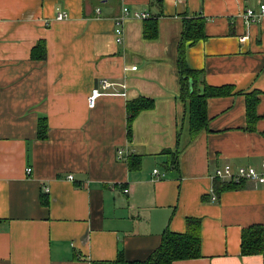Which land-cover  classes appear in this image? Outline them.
Masks as SVG:
<instances>
[{
  "label": "crops",
  "instance_id": "1",
  "mask_svg": "<svg viewBox=\"0 0 264 264\" xmlns=\"http://www.w3.org/2000/svg\"><path fill=\"white\" fill-rule=\"evenodd\" d=\"M260 4L0 0V264L109 263L119 249L142 261L166 230L185 233L189 218L201 219L202 257L173 264H264L241 252L243 230L264 228V186L216 192L214 179L225 164L264 162V20L243 17ZM124 8L119 44L115 21ZM58 11L69 18L56 20ZM186 19L192 32L203 20L205 38L185 47L199 89L232 92L208 99V129L194 138L178 67ZM40 43L43 60L32 56ZM101 79L115 94L90 108ZM140 98L154 108L136 116L130 139L127 104ZM120 148L127 161L117 159ZM178 150V168H170Z\"/></svg>",
  "mask_w": 264,
  "mask_h": 264
},
{
  "label": "trees",
  "instance_id": "2",
  "mask_svg": "<svg viewBox=\"0 0 264 264\" xmlns=\"http://www.w3.org/2000/svg\"><path fill=\"white\" fill-rule=\"evenodd\" d=\"M157 4H162V0H155ZM155 20V18L148 17L144 21ZM190 21L185 20L184 32L178 50V67L181 79V99L187 103L189 108L190 133L194 138L203 130L208 129V114L207 101L210 97L229 95L231 89H213L202 83L203 89L200 90L199 76L200 73L190 69L185 61V47L187 42L192 44L200 39H204L203 20L199 19L196 24L194 32L190 29ZM38 50V54L36 51ZM32 56L36 59L46 58V48L44 43L38 44L34 49ZM251 106V105H250ZM154 108V101L146 98H140L127 104V134L128 138L132 137V124L136 116L144 111ZM251 115V109H250ZM48 122L46 118L40 120L38 127V138L46 139L48 136ZM180 151L171 154L172 158L167 166L170 168H178V156ZM132 158V157H131ZM130 160L131 169L136 168ZM139 158V157H138ZM128 160V158H127ZM230 183V184H229ZM240 184L228 182L223 183L216 179V192L229 191L237 189ZM47 203V200H44ZM201 219L189 218L187 219V226L185 233H173L166 230L163 234L162 243L160 247L155 250L146 260L128 261L124 256L122 249L118 251V257L115 262L100 263V264H173L175 261L198 259L202 257L201 254ZM241 252L243 256L262 255L264 257V228L260 226H252L243 230Z\"/></svg>",
  "mask_w": 264,
  "mask_h": 264
},
{
  "label": "built area",
  "instance_id": "3",
  "mask_svg": "<svg viewBox=\"0 0 264 264\" xmlns=\"http://www.w3.org/2000/svg\"><path fill=\"white\" fill-rule=\"evenodd\" d=\"M100 10L98 9V12ZM130 11L128 8L123 9L122 16L116 19L115 21V37L116 42L119 44L123 42L124 37V22L126 17L129 15ZM137 19L145 20L150 15L148 13H140L135 12L133 15ZM246 23L250 24L253 22H257L258 20H264V4H260L257 10L254 9H247L243 15ZM69 18V15L65 11H58L56 15V20L64 21ZM247 37H243L246 39ZM130 69V68H129ZM129 69H125L128 71ZM136 67H132L131 70H136ZM114 86L113 83L109 82L106 79H101L99 81V85L94 87L88 96V104L90 108L95 106L96 101L101 98L102 96L114 95L111 91L112 87ZM117 159L120 161H127V157L125 156V150L120 148L117 151ZM27 174L32 173V168H28L26 170ZM153 175L155 177H164V174H160L157 169L153 171ZM70 180L73 179V176L69 177ZM214 179H218L223 182H232L236 184H242L247 182L253 186L263 187L264 186V162H262L258 166H241L234 168L230 164H225L221 167H218L215 171ZM48 191V189H47ZM127 193L128 191H124ZM213 200H216V197H213Z\"/></svg>",
  "mask_w": 264,
  "mask_h": 264
}]
</instances>
